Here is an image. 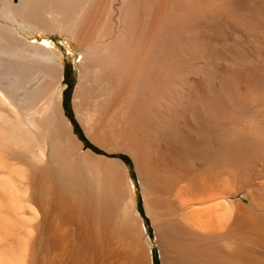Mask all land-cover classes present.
<instances>
[{
	"label": "bare ground",
	"instance_id": "6f19581e",
	"mask_svg": "<svg viewBox=\"0 0 264 264\" xmlns=\"http://www.w3.org/2000/svg\"><path fill=\"white\" fill-rule=\"evenodd\" d=\"M120 152L162 264H264V0H0V264H153Z\"/></svg>",
	"mask_w": 264,
	"mask_h": 264
},
{
	"label": "rangeland",
	"instance_id": "374dc122",
	"mask_svg": "<svg viewBox=\"0 0 264 264\" xmlns=\"http://www.w3.org/2000/svg\"><path fill=\"white\" fill-rule=\"evenodd\" d=\"M17 1L18 0H14L15 3H17ZM32 39L40 44L48 46L49 48L57 52L58 61L62 65L65 75L64 80L61 83L65 114L69 119L75 133L78 134V137L87 145V147L93 148L103 153V151L93 145V143L87 137L86 132L81 125L74 108V96L80 80V54L74 49L71 41L68 38L62 37L56 33H51L45 36L37 34L36 37ZM113 155L114 156L112 157L119 158L123 161L124 166L130 174L129 179L131 191L133 192V195L137 201V206L140 210V213L144 218L145 226L148 229V238L152 250L153 264H162L159 249L155 243L153 228L143 206L142 188L135 163L126 153L120 152Z\"/></svg>",
	"mask_w": 264,
	"mask_h": 264
}]
</instances>
